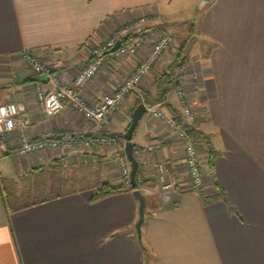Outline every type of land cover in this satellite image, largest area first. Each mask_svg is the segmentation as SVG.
Segmentation results:
<instances>
[{
    "label": "crops",
    "instance_id": "0c3cea01",
    "mask_svg": "<svg viewBox=\"0 0 264 264\" xmlns=\"http://www.w3.org/2000/svg\"><path fill=\"white\" fill-rule=\"evenodd\" d=\"M174 4V0H0V103L14 101L29 114V138L57 131H76L78 136L123 134L134 94L126 95L101 131L68 105L45 119L34 87L38 83L45 92L48 85L20 53L31 50L69 84L93 44L129 21L152 16L156 19L142 25L144 42L138 53L106 58L81 95L93 102L111 93L155 37L169 33L175 43L162 52L139 85L154 95L155 80L180 45L168 25ZM198 9L200 15L189 25L203 40V48L191 57L185 43L188 62L158 107L171 115L165 108L169 104L179 112L175 89L185 92L196 129L215 153L209 171L205 146L196 141L203 187L189 188L180 141L163 119L144 113L131 137L141 166L139 178L145 181L139 189L144 218L137 239L138 202L132 190L90 200L97 184L122 182L117 162L124 155L122 137L117 145L82 154L49 148L14 155L16 136L9 134V152L0 159V264H264V0H210ZM153 141L161 143L159 150H139ZM158 160L174 175L173 188L162 190L155 181ZM72 163L94 168V178L82 176L78 186H62L55 191L58 196L27 207L11 211L5 205L2 183L8 182L15 193L35 174V167L48 172ZM39 188L49 191L48 183ZM39 188L26 190L32 194Z\"/></svg>",
    "mask_w": 264,
    "mask_h": 264
},
{
    "label": "built area",
    "instance_id": "2783aa9c",
    "mask_svg": "<svg viewBox=\"0 0 264 264\" xmlns=\"http://www.w3.org/2000/svg\"><path fill=\"white\" fill-rule=\"evenodd\" d=\"M151 18L156 19L152 16H141L129 21L113 30L106 39L93 44L88 59L76 72L69 84L62 83L31 50H23L20 53L21 59L28 64L33 73L42 75L48 85L45 92L40 89L38 83L34 87L42 116L46 119L57 114L68 105L89 122L96 131H101L104 129L109 115L122 104L126 95L132 93L142 99L144 91L139 86L142 79L151 70L162 52L175 43L174 37L169 33H160L155 37L151 47L142 56L134 70L111 93L103 94L96 101L87 102L81 95V89L97 73L106 58L117 55L133 56L138 53L144 42L142 25ZM134 33L136 36L129 39L128 35ZM116 41L120 42L119 46L114 51H109ZM182 70L183 68H180L178 71L182 73ZM175 98L182 118L186 123L196 128L195 114L188 103L185 92L181 88L175 89ZM162 103L163 101L152 105L143 103L146 109L145 113L151 118L163 119L169 130L180 141L184 152L183 164L188 176V186L194 190L200 189L203 187V177L196 141L194 142L187 135L170 114L158 107ZM30 122L29 114L23 112V109L14 101L0 103V159L9 152L7 136L12 133L16 136V146L11 152L14 155H27L49 148L68 149L74 145L80 146L81 149L79 150L85 152L97 147H112L121 141L116 137L99 134L79 138L76 131L46 132L39 137L29 138L27 130L30 127ZM160 146L159 141H153L143 145L139 150L141 152L154 151L159 150ZM117 162L122 182H129L130 166L125 155L118 156ZM154 167V178L160 188L162 190L173 188L175 177L173 174L168 173L164 163L158 160L155 162Z\"/></svg>",
    "mask_w": 264,
    "mask_h": 264
},
{
    "label": "trees",
    "instance_id": "16d2710c",
    "mask_svg": "<svg viewBox=\"0 0 264 264\" xmlns=\"http://www.w3.org/2000/svg\"><path fill=\"white\" fill-rule=\"evenodd\" d=\"M133 34L128 35V38H132ZM185 43L186 41L184 40H180V45L177 49L176 55L174 56V58L172 59V61L167 65V67L158 75L157 79L155 80V94L151 95L150 93H145L143 95V98L140 99L138 96H136V100L135 103L133 105V108L143 102L146 105H152L155 102H159V101H163L164 100V96L166 94V92L170 89V87L172 86H176L178 79L181 76V72H179L178 70L180 68H183L187 62V56L185 54H183V50L185 47ZM165 108L171 113L172 117L174 118V120L176 121V123L178 125H180L185 132L187 133V135L195 142L197 140H202L205 149H206V153H207V160H206V165L209 169V171L212 170L213 167V159L215 156L214 151L211 149V146L209 144V141L207 139V137L198 129L192 127L191 125H189L188 123L185 122V120L182 118V116L180 115L179 112L175 111L169 104L165 105ZM128 126V125H127ZM135 131V129H134ZM133 131V133H134ZM103 135L108 136V137H116V138H121L122 134H106L103 133ZM133 135V134H132ZM91 135H86V136H79V138H84V137H88ZM133 152H134V146H133ZM33 171H35V174L29 176L26 179H32L35 178L36 182L34 183V185L31 183L29 186L30 191L32 190V188H39V187H43L44 184H46V182H44L45 178H43L44 176L50 175V173L46 172L41 166L35 167V169H33ZM47 174V175H46ZM140 175H141V166L140 164H138L137 167V171L135 174V186L137 189H140L144 184L145 181L140 180ZM32 182V181H31ZM38 182V184H36ZM39 193H42V190L39 188L38 189ZM125 190H132L130 183L126 182V183H110L109 181H104L101 182L99 184L96 185L95 189L92 191L90 200L94 201V200H98L100 198H103L105 196L111 195V194H115V193H119V192H123ZM1 192H2V196L3 199L5 201V205L7 206V208L11 211L13 210H17L23 207H27L39 202H43L45 200H47L50 197H54V196H58L59 194H55V192H53L52 194L48 193L46 195H48L49 197L44 196V194H41L38 196V192L37 191H33L37 192V196H29L26 198H23L21 200H17V198L13 195V191L11 190V185L8 184V182L2 183L1 184Z\"/></svg>",
    "mask_w": 264,
    "mask_h": 264
},
{
    "label": "rangeland",
    "instance_id": "374dc122",
    "mask_svg": "<svg viewBox=\"0 0 264 264\" xmlns=\"http://www.w3.org/2000/svg\"><path fill=\"white\" fill-rule=\"evenodd\" d=\"M174 3L175 4L171 8L174 14L172 15L171 22L168 25L172 28L173 34L178 37L179 41H186L185 52L192 53V57L195 54V50L197 48H203V40H201L192 32V24L189 25L191 21L197 20L198 16L200 15L201 10L198 9L199 0H197L196 2H194L193 0H174ZM68 149H70L69 151L74 154H82L86 152H84L83 150H79L81 148L78 145H74L72 147H69ZM72 164H74V166H71ZM72 164H70V166H68L67 164H61L58 170H48V173H50V175L46 174L47 176L43 177L45 178L44 182L48 183V193L52 194L56 190L62 189V186L66 187L67 189L70 187L78 186L79 184H81V182H79V179L82 178V176L86 177V180L94 178L96 174V170L94 168L91 169L90 167H86L84 165H81L80 163ZM31 181L34 185L36 179H24L20 186L17 188L18 190H16L15 193L13 192V195L17 198L19 197L20 199H23L29 196H37V194L38 196L41 194H48L46 193L45 189L42 190V193L32 192L31 194L30 191H27L26 189H29ZM61 181H63V183H61ZM134 233L136 236L135 227Z\"/></svg>",
    "mask_w": 264,
    "mask_h": 264
},
{
    "label": "water",
    "instance_id": "95a60500",
    "mask_svg": "<svg viewBox=\"0 0 264 264\" xmlns=\"http://www.w3.org/2000/svg\"><path fill=\"white\" fill-rule=\"evenodd\" d=\"M209 1L210 0H200L198 3V6L201 7ZM119 44L120 42L116 41L113 47L109 51H114L119 46ZM145 110L146 109L143 103H139L133 108L129 124L122 134V138L124 140L123 154L125 155L127 161L129 162V166H130L129 183L132 188V194L138 202V206H137L138 216L134 224L137 239L140 238V226L144 218V196L141 194L139 189H137L135 186V174L137 171L138 162L135 156L133 155V144L131 142V137H132L133 131L139 119L145 113Z\"/></svg>",
    "mask_w": 264,
    "mask_h": 264
}]
</instances>
